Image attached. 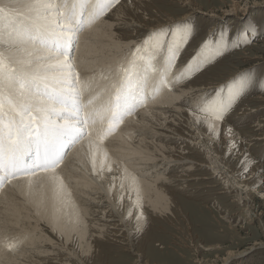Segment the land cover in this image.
<instances>
[{"label":"bare ground","instance_id":"bare-ground-1","mask_svg":"<svg viewBox=\"0 0 264 264\" xmlns=\"http://www.w3.org/2000/svg\"><path fill=\"white\" fill-rule=\"evenodd\" d=\"M129 1L124 0L119 3L107 17L99 19L96 25L79 36L77 50L71 60L82 80L93 81V93L100 92L109 83L101 77L103 71L101 67L110 65L106 67L111 71L103 72L114 73L116 66L122 60H128L127 58L131 60V53L126 58L127 55L124 52L144 31L161 29L172 23L174 25L175 22L203 15L214 22L210 29L212 34L218 23L229 20L241 23V20L248 16V8L242 7L238 0H224L230 3L228 8L222 9L220 13H217L213 7L205 10L204 4L202 6V2L197 0H179L183 10L158 8L157 10L162 12L161 15L153 16L150 13L151 18L144 20L132 12L134 8L128 4ZM123 3L127 5L122 7ZM142 3L138 0L134 5L139 7ZM0 5L6 6L11 15L16 17L17 22L32 15L23 3L0 0ZM177 11L182 13L177 15L174 13ZM120 24H124L129 30H120L122 29ZM10 31L9 28L5 29L4 38L7 43L0 46V51L8 55V47L32 50V44L12 43L17 38L10 36ZM250 59L247 58V60ZM95 67L100 69L95 70ZM180 68L173 71L172 76L169 77L178 75L183 67ZM228 71V74H218L217 78L210 80H203V72L185 84L189 89L183 87L179 89V92L170 93L167 87L159 88L160 95H157L154 102H149V99L156 97L158 87L153 84L145 92L147 103L137 114L125 120L102 142L97 139L96 146L90 148L86 137L65 157L57 169L63 181L62 188L59 182L53 186L47 181L39 182L38 177L31 178V181L35 183H31L34 187L31 189L27 187L28 177L15 179L3 186L4 188L0 190V237L7 236V242L13 247L0 251V264H50L49 257L56 255L57 251L52 244L46 245V242H52V238L51 234L45 235L42 231L45 224L51 230H56V233L63 235L65 245L62 246L67 249H64V258L69 260L75 255L78 261L85 264L88 263L86 257L89 256L93 234L95 237L103 238L111 235L115 241L130 249L141 245L140 240L137 241L138 231L142 227L140 225L144 223L141 228L143 233L148 226L146 221H149L151 213L170 212L173 204L180 208V205L173 203L171 193L175 190H185L189 187L188 181L198 179L194 177L197 165L212 169L209 177L219 174V177L229 185L230 190L237 191L239 195L247 193L249 182H237L233 179L232 170L227 167L224 159L218 157V147L215 146L219 140L225 148L229 146L228 144L234 143L236 139L233 134L236 131L229 129L225 120L200 122L204 120V117H198L178 103L180 99L185 102V97H189L191 103H198L202 90L222 85L225 83L223 81H227L238 72L237 70ZM85 94L91 96L92 93ZM257 101L264 102V97L258 96ZM260 107H264V103H261ZM243 109L237 117L244 118L245 115L247 118L250 113L258 111L259 108L244 107ZM170 123L173 126H169ZM209 123L214 126V131L209 130ZM253 127L258 130L261 128V123L257 122L253 124ZM141 131L151 132L159 139V142L148 141L145 136H142ZM241 134L245 135L244 132ZM162 138L164 142H161ZM263 138L257 135L253 137V140H264ZM187 140L193 147L209 154L207 161H199L192 155H188L189 146L183 144ZM166 142H172L174 145L166 144ZM247 146L240 143L238 151L245 152ZM93 153H95V171H93ZM102 160L103 169H101ZM171 168L174 169V176L167 175L166 171ZM255 170L256 168H253L245 180L253 179ZM170 185L178 187L169 191ZM192 196L194 200L197 199L196 195L190 197ZM19 197L26 199H19ZM139 208L144 211V218L140 216ZM191 208L195 207L191 206ZM179 211H182V208ZM116 236H121L122 239ZM123 239L126 241L123 242ZM259 242L241 250L242 254H248L250 250L263 244ZM77 245L81 247V251L76 253V250H72L74 248L72 246ZM234 255L229 253L227 261L235 257ZM147 261L145 259L143 264H148Z\"/></svg>","mask_w":264,"mask_h":264},{"label":"snow or ice","instance_id":"snow-or-ice-1","mask_svg":"<svg viewBox=\"0 0 264 264\" xmlns=\"http://www.w3.org/2000/svg\"><path fill=\"white\" fill-rule=\"evenodd\" d=\"M13 2L26 4L32 15L17 22L6 6H0V46L7 43L5 29L9 28V35L17 37L12 43L32 44L33 48L8 47V55L0 51V188L21 176L29 178L30 186L31 178L38 177L39 182L53 186L59 182L62 188L57 169L75 143L87 137L90 148L96 146L97 139L102 142L143 105L145 92L153 84L171 89L173 83L191 78L214 57L223 55L225 47L223 34L214 41L205 40L198 54L169 80L180 51L191 38L192 25L182 22L158 29L137 46L127 67L109 74L102 71L101 77L109 83L93 93V81L82 80L71 60L76 37L119 0ZM253 81L251 73H243L191 111L204 117L200 122L222 121ZM85 93H92L86 101ZM208 128L214 131L211 123Z\"/></svg>","mask_w":264,"mask_h":264},{"label":"rangeland","instance_id":"rangeland-1","mask_svg":"<svg viewBox=\"0 0 264 264\" xmlns=\"http://www.w3.org/2000/svg\"><path fill=\"white\" fill-rule=\"evenodd\" d=\"M122 1L124 0H119V3ZM137 1L130 0L128 4L133 6L134 10L132 12L144 20L151 18L149 16L150 13L153 16L161 15L162 12H159L158 8L166 7L183 10L179 0H139L140 3H143L139 7H135L134 3ZM197 1L202 2V6L204 4L203 8L205 10L213 7L217 13H220L222 9L228 8L230 3L224 0ZM237 2L242 7L244 6L245 9L248 8L247 18L241 20V23L234 20L218 23L212 34L210 29L214 22L203 15L175 22L174 25L172 23V26L169 25L173 27L182 22H188L192 25L191 38L188 44L180 51L176 66L169 76H172L173 71L179 67L184 68L192 60L193 56L198 54L205 40L214 41L219 39L222 34L225 39L223 55L214 57L199 71H195L191 78L181 79L175 84L177 87L173 83L169 92H179L180 88H188L185 84L203 72V80H210L217 78L218 74H228V70L238 71L237 74L232 75L227 81H223L225 83L219 85L220 87L238 78L243 73L252 74L254 78L253 84L235 102V106L223 118L228 124V128L236 131L233 134L236 141L228 144L229 146H226V148L221 143V140L215 144L218 147V157L224 159L223 161L227 163V167L232 170L233 179L237 182H249L247 193L239 195L237 191L230 190L229 185L224 182V179L219 177V174L209 177L212 169L197 165L194 177L198 179L188 181L190 184L185 190H175L174 192V188L178 186H168L169 191H173L171 193L173 203L180 205L182 211H179L180 208L175 207L173 204L170 212L165 214L151 213L149 221H146L148 226L145 232L142 233L141 230L144 223L140 225L142 227L138 231L137 241L140 240L141 245H136L131 249L115 241L111 235H106L103 238L95 237V234H93L92 238L95 239L91 238L92 245L88 253L89 256L86 257V260H88L87 264H143L145 259L148 260V264H264V140H253V137L257 135L264 137V107H260L261 103L264 102L257 101L258 96L264 97V86H262L264 85V0H238ZM119 3L106 15L99 17L91 25L80 31L77 34L78 40L80 34L96 25L99 19L107 17ZM126 3H123L122 7L126 6ZM205 5L209 7L207 8ZM7 10L9 11V9ZM174 13L180 15L182 12L177 11ZM124 26V24H120L122 28L120 30H129L127 26L125 28ZM169 26L163 28H169ZM156 30L158 29L144 31L131 42L130 45L133 43L132 46L124 52L127 55L126 58L131 53L132 59L137 46L141 45L149 33ZM242 34H246L250 42H246ZM13 36L15 35L13 34ZM76 50L77 47L71 58L75 55ZM248 57L251 59L247 60ZM127 59L122 60L116 66L115 72L128 66L130 59ZM159 63L160 61L158 60L157 64ZM215 64L217 67H213ZM106 66L110 65H105L101 69L103 71H111ZM98 69L100 67H95V70ZM173 78L168 77L169 80ZM219 86L215 85L209 89L202 90V94L198 97V103H191L189 97L184 98L186 103L183 99H180L178 103H181L182 107L188 110L196 109L203 104L206 96L214 95L215 91L220 88ZM159 90L157 88L156 97L149 99V102L156 100L157 95H160ZM244 107L259 109L250 113L247 118H245V115L244 118L237 117L244 110ZM192 113L196 114L193 111ZM257 122L261 123V128L258 130L253 127V124ZM169 126H173V124L170 123ZM242 128L243 130H239ZM243 132L245 135L241 134ZM141 134L148 141L159 142V139L149 131H141ZM161 142H164L163 138ZM240 143L248 145L245 152L238 151ZM166 144L174 145L172 142H166ZM183 144L189 146L187 151L190 153L188 155H192L199 161H207L208 153L193 147L188 140ZM253 168H256L253 173V175L255 174L254 178L245 180L249 177L248 175ZM173 171L174 169H169L166 171L167 175L174 176ZM32 183L35 184L34 182ZM29 186L28 184L27 187L30 189L34 188ZM191 195H196L197 197L195 198L197 199L194 200L193 196L190 197ZM21 198L26 199L25 197H19V199ZM191 206L195 208L192 209ZM138 212L144 218L145 215H143L144 211L142 208H139ZM42 229L45 235L51 234L52 242H46V245L52 244L55 251H57L56 255L49 257L50 264H85L78 261L75 255L73 256L74 258L65 259V254L63 253L66 248L63 247L65 245L63 235L56 233V230H51L46 224ZM120 237L116 236V238L122 239ZM6 241H8L7 236L0 237V251L8 249ZM124 241L126 240L123 239ZM255 242L263 244L243 255L241 250L249 248ZM61 247L63 248L61 249ZM72 247H74L72 250H76V253L81 251V247H78V245ZM72 250L70 249L71 253ZM229 253H234L235 257L227 261Z\"/></svg>","mask_w":264,"mask_h":264}]
</instances>
